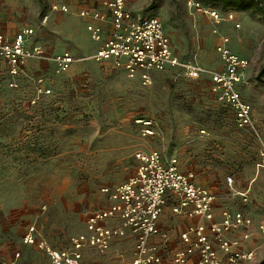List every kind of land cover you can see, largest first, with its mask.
<instances>
[{
  "label": "rangeland",
  "instance_id": "1",
  "mask_svg": "<svg viewBox=\"0 0 264 264\" xmlns=\"http://www.w3.org/2000/svg\"><path fill=\"white\" fill-rule=\"evenodd\" d=\"M86 2L0 0V26L11 35L32 28L29 42L43 49V56L30 60L16 77L0 59V262H15L23 251L24 264L50 259L44 249L23 248L30 227L49 248L67 246L84 231L85 214L106 206L101 188L135 172L137 150L175 155L183 167L197 165V181L208 189L229 188L232 196L248 192L246 207L263 221L264 76H257L264 64L263 17L255 16L259 30L242 27L232 33L222 27L240 48V31L249 34H244L249 38L244 47L250 63L239 92L252 107L256 135L236 127L232 110L217 101L208 75L189 79L162 73L151 88L131 81L119 68L88 59L96 44L76 13ZM53 4H66L70 13L53 11ZM130 7L158 17L167 32L180 31L186 40L178 52L185 53L183 60L195 56L205 69L220 70L212 24L202 15L190 17L185 0H130ZM62 52L76 61L57 72L53 57ZM148 119L160 125L158 135L138 123ZM250 262L264 264V254Z\"/></svg>",
  "mask_w": 264,
  "mask_h": 264
},
{
  "label": "built area",
  "instance_id": "2",
  "mask_svg": "<svg viewBox=\"0 0 264 264\" xmlns=\"http://www.w3.org/2000/svg\"><path fill=\"white\" fill-rule=\"evenodd\" d=\"M127 0H109L104 10H81L79 17L90 19L86 31L98 49L88 57L96 62H110L125 71L128 78L139 76L143 85H150L151 71L175 70L176 75L189 79H198L208 75L216 92L218 102L227 105L234 114V123L239 129H251L256 135L252 118V107L243 100L239 85L244 80L249 59L233 53L229 47V37L220 35L218 26L222 22L221 14L203 5L198 0H185L191 15L202 14L212 24V33L219 35L216 52L222 68L210 71L198 65L194 60H183L174 52L172 43L165 33L162 21L156 16L133 13L126 7ZM53 11L68 13L66 4H53ZM48 16H44V21ZM110 23V30L103 38L101 23ZM96 22V23H94ZM239 28V25H236ZM33 35L32 28H23L13 37L0 30V59L6 64L10 75L19 76L27 63L43 56L40 44L29 43ZM76 59L69 52L53 57L57 72L68 70ZM149 129L150 121L139 120ZM264 158V149L261 151ZM137 167L133 175L114 188H101L110 205L106 208L88 211L85 214L86 232L70 238L69 246L61 250L49 248L43 241H37L35 228L30 227L22 237L27 245L37 244L44 249L50 264H81L82 250L93 248L100 254H106L112 240L130 233L135 237L133 258L126 264H161L156 246H150L149 240L160 235L158 220L169 200L175 203L172 211L188 218L210 219L216 195L210 189L196 183L193 172H182L175 155L164 159L157 151H138L135 153ZM231 186L232 178H228ZM232 189V188H230ZM247 201V192H234ZM116 218L120 225L108 227L104 222ZM251 217L242 211L222 210L218 221L208 225V231L200 225H190L181 235L184 246L172 257V264H240L254 259V250H242L241 242L250 238ZM261 239L264 241V225L258 224ZM240 231V239H230L228 235ZM222 252V257L218 252ZM0 264H15L0 262Z\"/></svg>",
  "mask_w": 264,
  "mask_h": 264
},
{
  "label": "crops",
  "instance_id": "3",
  "mask_svg": "<svg viewBox=\"0 0 264 264\" xmlns=\"http://www.w3.org/2000/svg\"><path fill=\"white\" fill-rule=\"evenodd\" d=\"M107 1H109V0H87V2L85 4H82L81 6L78 7L79 9L76 13L78 15V12L83 10V9L89 10V11L104 10L105 9L104 6H105ZM126 7H127V9H131L130 0L126 1ZM213 9L217 10L221 14L222 19H223L220 26L218 27L220 35H227L228 34V31H226V33H225V31L223 30V28H222L223 25L228 27L232 33L235 32V29H241L242 27H244L245 30H246V27L252 28L253 30H259V28H260L259 17H255V16H262L260 14H255L252 11H237V10H233V9L223 10L220 7H214ZM132 12L133 13H142L139 11H132ZM68 13H70V11ZM187 13L192 18H197V17L202 15V14L191 15V14H189V11H187ZM202 16L206 17L204 15H202ZM80 19L82 20L83 25H84V30L86 31V25L89 23H92V20L81 18V17H80ZM94 23H96V22H94ZM237 24L239 25V28H236ZM100 25H101V28L103 30V38H104L109 33L110 23L107 21V22L101 23ZM0 30L10 37L14 36V34L13 35H11V33L9 34V32L6 31L1 26H0ZM245 30L240 31V33L243 35V39L240 40V42L243 45V48L236 46L235 41L231 40V39H229L228 47L232 52L234 51L233 53L236 52L235 54H237L238 56L248 59L249 56H251L250 55L251 53L248 52V50L245 51L244 43H246V42L249 43V41H248L249 38L247 36H245V35H249V34H246ZM165 32L171 40L174 52L176 53L177 56H179L178 52L180 50L182 51V49H185L184 47H185L186 40L180 36V31H178L175 35L174 33H171V31L169 32V30L167 32V29L165 28ZM86 33H88V32L86 31ZM88 35H89V33H88ZM211 42L215 43L217 45L219 43V35H216V34L213 35L211 38ZM94 43L96 44V49H95V51H96L99 47V44L97 42H94ZM237 44H239V43H237ZM233 46H234V49H233ZM182 55H185V53L184 54L182 53L181 56H179V57L181 59L185 58ZM216 56H217V61L219 63L220 69H221L222 65H221V62L219 60V56H218L217 52H216ZM191 57L192 58H190V59H192L196 62V57L195 56H191ZM102 63H107V64H110L113 66V64H111L110 62H102ZM116 68H118V67H116ZM119 69L125 73V71L123 69H121V68H119ZM173 71H174L173 69H166L164 71H151L149 73V76L151 79L150 85H143L139 76H136L135 78H132V79H130V78H128V79L136 82L139 85L142 84L141 86L152 88L154 85H156L158 83V80L160 81L161 77H164V75L162 73H170L173 77L174 73H171ZM252 117H253V111H252ZM148 120L151 122V126H149V128H152L153 133H154V130L156 128H159L160 125L157 122H154L153 119L152 120L148 119ZM155 133H156V135H158L156 130H155ZM193 140H194V143H196L195 138H190L191 142H193ZM137 152H138V150L135 153H137ZM135 153H134V159H135L134 161L136 163V166H135V170H136L137 160L135 158ZM182 153H183V150H182ZM192 154L195 155L196 151L194 150L193 153L189 152V155H192ZM162 156L164 157V159H167L171 155L164 156L162 154ZM179 168L182 172H193L195 174V181L197 184H199L197 179L198 180L200 179V176H199L200 175V169L197 165H194V164H192L190 166L184 165V167H183V165L180 162ZM133 174H131V175H133ZM131 175H129V177ZM119 184H117V185H119ZM117 185L112 186V187L111 186L110 187L106 186V187L114 188ZM224 190H226V191H224ZM210 191L216 195V201L213 205L212 213L210 214L209 220L198 219V218H188L187 216H185L183 214H176L172 211V206L174 205L175 202L173 200L168 201V203L164 207L163 212L160 215L159 220H158L160 235L153 237L149 240L150 246H156L158 254L161 257V264H172L173 254L177 250H179L180 248H182L184 246L182 239H181V235L187 230V228L190 225L200 224L204 228L205 231H208L209 223L218 221L220 218V212L222 210H226V209L230 210L232 212L242 211L245 215L251 217L253 220V225L250 228V233H251L250 238L248 240H243L241 242L242 250H244V251L250 250V249L254 250L255 256L257 258L260 257L261 254L262 255L264 254V241L261 239L260 232L257 229L258 224L264 225V219H263V221L261 218L255 220V218H254L255 214L253 215L251 213L249 207L248 208L246 207L248 205V192H247V201L244 202L241 199V197L232 196L229 188L228 189L225 188L221 191L210 189ZM239 192H244V191L239 190ZM105 197L107 200V204L103 208H106L107 206L110 205V201L108 200L107 196H105ZM258 215H259V213H258ZM256 216H257V214H256ZM85 221H86V218H85ZM104 225H106L108 227H117L120 225V222L118 219L113 218V219H110V220L104 222ZM85 232H86V225H85L84 231L81 233H85ZM81 233H79V234H81ZM76 235H78V234H76ZM240 235H241L240 231H236V232L234 231V232L230 233L228 235V237L230 239H240ZM35 237H36V240L39 242V240H38L39 238H38L36 232H35ZM68 246H69V242H68L67 246H65L62 249H65ZM30 247H33L34 249H36V247L39 249H42L37 244L27 245V244L23 243V248H30ZM134 251H135V237L130 233V231H128L125 234V236L120 237V238H115L114 240H112L110 250L106 254H100L99 252H97L93 248H84L82 250L81 264H126L133 258ZM94 252L98 255L97 258L94 255H92V253L94 254ZM24 253L25 252L23 251L22 254H20V253L17 254L18 256H16V257L18 259L15 260V262H16L15 264H24L25 257H26L24 255ZM218 254L221 257L223 256L221 251H219ZM50 260L51 259L46 260L45 262H42V263L31 262L30 264H50ZM251 263L252 262H250V261H243L240 264H251Z\"/></svg>",
  "mask_w": 264,
  "mask_h": 264
},
{
  "label": "trees",
  "instance_id": "4",
  "mask_svg": "<svg viewBox=\"0 0 264 264\" xmlns=\"http://www.w3.org/2000/svg\"><path fill=\"white\" fill-rule=\"evenodd\" d=\"M203 5L211 8L220 7L221 9H233L237 11H252L255 14H260L264 19V0H198ZM163 23V22H162ZM164 30H165V25ZM166 33V32H165ZM171 73H175V70ZM258 79L262 80L264 76V64L258 72Z\"/></svg>",
  "mask_w": 264,
  "mask_h": 264
},
{
  "label": "bare ground",
  "instance_id": "5",
  "mask_svg": "<svg viewBox=\"0 0 264 264\" xmlns=\"http://www.w3.org/2000/svg\"><path fill=\"white\" fill-rule=\"evenodd\" d=\"M83 42V41H82Z\"/></svg>",
  "mask_w": 264,
  "mask_h": 264
}]
</instances>
